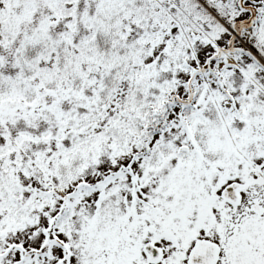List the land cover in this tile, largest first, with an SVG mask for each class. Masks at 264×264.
Listing matches in <instances>:
<instances>
[{
    "label": "snow or ice",
    "instance_id": "1",
    "mask_svg": "<svg viewBox=\"0 0 264 264\" xmlns=\"http://www.w3.org/2000/svg\"><path fill=\"white\" fill-rule=\"evenodd\" d=\"M0 264H264V0H0Z\"/></svg>",
    "mask_w": 264,
    "mask_h": 264
}]
</instances>
